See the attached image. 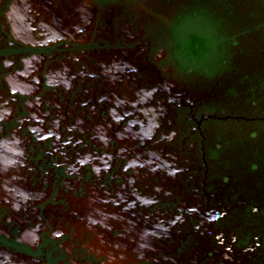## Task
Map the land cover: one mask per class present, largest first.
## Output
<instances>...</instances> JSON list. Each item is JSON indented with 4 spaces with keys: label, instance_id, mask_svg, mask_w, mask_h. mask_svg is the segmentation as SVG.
<instances>
[{
    "label": "flooded vegetation",
    "instance_id": "obj_1",
    "mask_svg": "<svg viewBox=\"0 0 264 264\" xmlns=\"http://www.w3.org/2000/svg\"><path fill=\"white\" fill-rule=\"evenodd\" d=\"M118 1L0 0V264H198V252L190 253V250V254H185L173 245L178 221L167 219L166 214L175 204L163 199L175 185L174 182L166 184L165 175L174 179L181 161H191L190 156L182 158L183 152L200 158L194 174L200 168L205 171L215 166L221 171L222 180L232 177L235 186L231 189L232 195L235 198L240 195L238 173L232 170L225 155L236 143L252 136V130L245 132L241 123L263 120L264 113L230 111L224 102L202 101L193 109L188 105L185 108L176 99H180V94H189L192 87L180 85L175 76L186 79L197 75L209 83L223 71L207 78L184 67L175 59L166 37L156 39L160 48L154 42L152 44L151 52L165 49L168 52L157 60L145 59L139 52H133L125 41L115 47H101L99 40L84 37L83 41H74L63 36L65 30L70 32L69 26L79 25L81 12L91 21L97 11H108L107 7ZM72 36L71 33L69 37ZM65 50L70 56L64 55ZM126 51H131L130 58H139L140 64L149 67L157 78V85L152 87L154 91H150V95L157 94L155 91L160 90L158 84L161 82L162 87L171 85L177 94L175 99L161 98V93L155 97L153 110L151 107L145 109L150 117L156 115L154 123L140 115L142 106L152 101L142 105L143 100H140L137 110L132 113V127L121 119L113 124L105 118L106 131L94 127L87 146L89 149L84 152L86 157H60L57 140L66 128V115H75L84 105L80 102L84 99L82 87L76 81L75 56L80 54L86 59L85 63L92 62L89 65L92 71L100 66L101 71H106L110 69L112 55L119 53L115 64L123 70L126 62L120 61ZM96 52L100 53L99 60H94ZM164 66L173 69V78H168ZM138 72L131 73L135 77L131 81L133 84L139 82L140 86L142 81L138 77L141 73ZM147 79L150 83L151 80ZM125 86L123 80L115 87L104 82L99 84L97 88H103L101 92L106 99L97 106L101 114L106 111L127 114L124 107L116 104L117 101L124 102ZM152 88L144 89L149 92ZM227 92L230 96L235 94L230 88ZM248 92L253 95L256 90L249 88ZM74 96L78 101L70 104ZM255 103L253 100L249 105ZM168 107L174 109L176 127L159 135ZM79 113L83 119L81 123L88 121L85 112ZM56 115L62 116L58 118ZM162 116L164 119L160 120ZM150 125L155 130L153 139L145 144L142 136ZM179 125L187 130L181 133L182 138L189 140L186 146L181 141L177 145L174 143L177 134L182 132ZM194 128L197 133L193 132ZM100 135L104 138L101 139ZM190 149L193 154L188 153ZM110 150L114 151L112 165L99 166L95 159ZM252 150L258 160V151ZM122 157L125 159L123 163ZM159 161L167 166L163 176L155 174L160 170L152 173L145 165L151 163L157 168ZM175 164L177 171L174 170ZM257 164L256 161H246V168L250 166L248 172L254 171ZM123 169L127 171L125 183L115 175ZM225 171L232 173L225 177ZM204 180L210 185L213 183L212 179L204 178L202 186L206 184ZM159 187L164 189L158 191ZM208 194L216 198L215 204H222V201L216 202L219 198L216 191ZM191 201L192 198H186L183 202L187 205ZM183 202L184 209H188ZM191 205L194 206L189 209H201L196 201ZM254 208L253 205L246 207L245 221L251 226L264 220V208L259 213H250H254ZM216 229L228 231L230 228L220 225ZM238 233L240 240L235 250L240 253L245 251L249 233ZM262 250L264 258V243ZM216 252L223 254L224 259H230L234 253L231 247H224L221 242ZM245 261L253 264V260Z\"/></svg>",
    "mask_w": 264,
    "mask_h": 264
},
{
    "label": "rangeland",
    "instance_id": "obj_2",
    "mask_svg": "<svg viewBox=\"0 0 264 264\" xmlns=\"http://www.w3.org/2000/svg\"><path fill=\"white\" fill-rule=\"evenodd\" d=\"M221 1H223V5L219 0H119L108 6V11H104V9L97 11L93 20H91L92 22L82 14L84 12H81V17L78 19L80 20L79 25L74 28L69 26L70 32L65 30L63 33L64 37L71 38L74 41H83L84 37L87 40H99L101 47H115L121 44L122 41H125L128 43L129 48H132L133 52H139L144 55L145 59L154 58L158 60L159 56L163 57L167 50L165 49L157 53L151 52L153 50V42L157 44L155 42L157 38L158 40H163L166 37L169 26L178 14L198 6H203L211 11L215 19L218 18L220 20L221 25L218 27V31L229 38V45L226 48L229 56L226 62V69L212 81H209V83L197 75L189 76L186 79H180L178 76H175L180 85H183L185 88L192 87L189 90V94L187 93L185 96L180 94L179 99L176 97L177 94L172 91L171 85L162 87L161 84L163 83L161 82L158 84L161 91L158 90L157 92L156 90L155 93L157 94L154 97L150 95L154 91L152 87L157 85L155 83L158 80L149 67L146 68L144 67L146 65L140 64L139 58L131 59L133 54L131 51H126V53L124 52L121 55L120 62H126L123 70L118 67L119 64H115L117 58L120 57L119 53H112L111 66L106 71H101V66L95 69L92 68L93 71L90 70L89 65L92 62L85 63V58L81 57L80 54L76 55L74 58L75 69L78 72L76 81L77 85L82 87L84 97V99L80 100V102H84V105L82 103L83 106L79 107V112H85L88 121L81 123L80 120L83 119H81L79 112L75 113V115H66V124H64L66 128L62 136L57 140L58 151H60L59 156L62 158L71 156L77 159L86 157L87 155L84 152L89 149L87 146L90 145V135L93 134L92 130L94 127L97 126L106 131L103 123L105 118L109 119L113 124H116L121 119L127 126L132 127L130 125L133 124L131 122L134 116L132 113L137 110L136 108L138 107V103L140 104V100H143L142 105L145 102L152 101V103L142 106V114L140 115L150 119L149 123H154L156 115L150 117V114L145 109L151 107L153 110L152 104H154L155 97L160 93L164 95L161 98L168 96L175 99L176 97L184 106L188 105L192 109L200 102L208 101L224 102V106L230 111L238 110L245 113L256 111L264 113V0ZM224 6H227L228 9H225ZM228 11L231 12L229 13ZM73 29L76 31H73ZM86 31L87 33H84ZM71 33L73 36L69 37ZM82 33L83 35L79 37ZM157 47L160 48L161 46L157 44ZM99 54L95 53L94 60L100 59L99 57L101 56ZM64 55L70 56L67 50H65ZM94 60H92L93 64L95 63ZM163 70L169 79L174 77V71H172L173 69L170 66H164ZM136 71L141 73V77H138L142 81L140 86L139 82L133 84V81H131L135 79L131 73ZM122 72L124 74L121 75ZM136 75L134 74V76ZM115 76L117 77L114 78ZM147 78L151 80L150 83ZM128 79L130 82H128ZM102 80L104 84H110L112 87H115V84H121L122 80L124 81L126 84L123 88L125 92L124 102L117 101L116 104L127 110L126 115L107 111L103 114L99 112L97 106L106 100L101 92L103 88H97L99 84L102 83L103 85ZM170 84L175 87L173 83ZM147 87L152 89L148 92L147 89H144ZM228 88L233 89L235 94L232 96L227 94ZM249 88L255 89L256 92L253 95L249 94ZM253 100L256 103L253 106L249 105V103L253 104ZM76 101H78V98L74 96L70 104H74ZM144 110L146 111L145 114ZM173 111L172 107H168L165 122L163 125L161 124L162 128L159 130L160 126H157V130L160 131L158 132L159 135H163V133L176 127ZM120 113L122 114V112ZM191 113L189 110L188 115L190 114V118L192 117ZM152 117L153 119H151ZM162 119H164L163 116L160 120ZM151 126L143 133L142 138L145 144L150 143L153 139L152 132L155 130H152ZM240 126L245 132L252 130V136L242 142L236 143L225 155L230 167L239 176L237 184L241 188L240 195L237 198L231 192V189L235 187L232 177L226 178L227 181L222 180L223 178L219 176L221 171L215 166L205 171L200 168L194 174L193 171L200 164V158H194L187 153L181 152V156L182 158L190 156L189 159L191 161H181V164H179L180 170L176 173L174 179H170V176L165 175L164 172L167 166L164 165L165 169H162V161L158 162L159 169H157L158 167H153L151 163L145 164L150 169V172L153 171L155 173L157 170H160L155 174H160V176L165 175L164 180L166 184L168 182L175 183L167 191L168 193L162 192L163 194L166 193L163 198L165 202L171 205L175 204L166 214L167 219L170 218V220L178 221V226L174 232L175 242L173 245L178 250H183L182 253L185 254L198 252V264H247L248 261H245L246 259L253 260V264H264V258L261 255L263 251L262 244L264 243V220H260L259 224L256 223L253 226L245 221L246 207L252 205L255 207L254 213L250 212L252 214L259 213L264 208V119L254 122L244 121ZM129 127L128 130L131 131ZM179 128L182 132L177 134L174 143L176 142L175 145H177L178 141H181L186 146L189 140H187V137L183 136L184 138H182L181 136L187 130L181 125H179ZM196 129L194 128V133L197 131ZM100 137L101 139L104 138L102 135ZM157 138H160V136H157ZM169 138H172L171 134ZM210 141H212L211 138ZM221 143H223V140ZM196 147L194 146L195 149H197ZM184 148L182 146V149ZM252 149L258 151V160L253 156L254 152ZM192 150L190 149L188 153L193 154ZM113 152V150H110L101 154L95 159L97 164L101 167L111 166V160L114 157ZM123 160H125L124 157L121 159L122 163L124 162ZM249 160L256 161L259 164L256 165L252 172H248L250 166L248 169L246 168V161ZM177 169V165L175 164L174 170L177 171ZM174 170L172 169V171ZM118 171L115 173L116 178L121 183H125L127 171L125 169ZM231 173L225 171V177L230 176ZM204 178L212 179L213 183L211 182L210 185L204 180L206 184L202 186ZM162 189L164 188L159 187L158 191ZM211 191L217 192L219 198L216 202L222 201V204L217 205L214 203V199L216 198L208 194ZM186 198H192L193 201H196L197 205H201V209H189L194 206L191 205L193 201L186 205L183 202ZM199 199L201 200L199 201ZM198 201L200 202L199 204ZM182 202L189 208L184 209ZM215 206H218V208H215ZM220 225H224L230 229L228 231L216 229ZM238 232L240 234L249 233L248 243L244 247L245 251H240V253H238V250H235V246L240 240V236L237 235ZM246 235L248 236V234ZM219 242L224 247L229 246L232 248L234 253H232L233 255L231 254L232 257L230 259L227 257L225 259L222 258L223 254L216 252ZM190 250L192 251L189 253ZM185 264L189 263L186 262Z\"/></svg>",
    "mask_w": 264,
    "mask_h": 264
},
{
    "label": "trees",
    "instance_id": "obj_3",
    "mask_svg": "<svg viewBox=\"0 0 264 264\" xmlns=\"http://www.w3.org/2000/svg\"><path fill=\"white\" fill-rule=\"evenodd\" d=\"M219 1L223 5V1ZM220 25V20L203 6L178 14L166 35L175 59L207 78L224 71L229 56L226 49L229 38L218 31Z\"/></svg>",
    "mask_w": 264,
    "mask_h": 264
},
{
    "label": "bare ground",
    "instance_id": "obj_4",
    "mask_svg": "<svg viewBox=\"0 0 264 264\" xmlns=\"http://www.w3.org/2000/svg\"><path fill=\"white\" fill-rule=\"evenodd\" d=\"M84 28H85V27H84ZM124 55H126V54H124ZM131 63H132V62H131ZM145 135H146V134H145ZM145 141H146V139H145ZM143 142H144V141H143ZM161 168H162V169H165V167H164V164H163V163L161 164ZM135 223H136V222H135Z\"/></svg>",
    "mask_w": 264,
    "mask_h": 264
}]
</instances>
